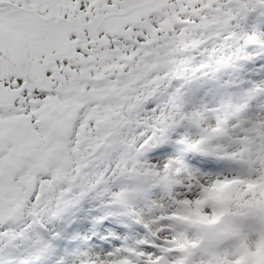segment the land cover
<instances>
[{"label":"snow or ice","instance_id":"snow-or-ice-1","mask_svg":"<svg viewBox=\"0 0 264 264\" xmlns=\"http://www.w3.org/2000/svg\"><path fill=\"white\" fill-rule=\"evenodd\" d=\"M0 264H264V0H0Z\"/></svg>","mask_w":264,"mask_h":264}]
</instances>
